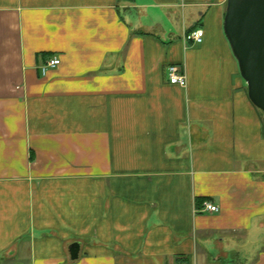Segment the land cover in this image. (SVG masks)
<instances>
[{
    "label": "crops",
    "instance_id": "0c3cea01",
    "mask_svg": "<svg viewBox=\"0 0 264 264\" xmlns=\"http://www.w3.org/2000/svg\"><path fill=\"white\" fill-rule=\"evenodd\" d=\"M226 4L0 0V264H264V116Z\"/></svg>",
    "mask_w": 264,
    "mask_h": 264
},
{
    "label": "water",
    "instance_id": "95a60500",
    "mask_svg": "<svg viewBox=\"0 0 264 264\" xmlns=\"http://www.w3.org/2000/svg\"><path fill=\"white\" fill-rule=\"evenodd\" d=\"M223 28L249 100L264 116V0H227Z\"/></svg>",
    "mask_w": 264,
    "mask_h": 264
},
{
    "label": "built area",
    "instance_id": "2783aa9c",
    "mask_svg": "<svg viewBox=\"0 0 264 264\" xmlns=\"http://www.w3.org/2000/svg\"><path fill=\"white\" fill-rule=\"evenodd\" d=\"M202 40L203 32L200 29L193 30L184 37L185 42L194 45L201 44ZM59 64L60 60L58 58H52L48 60L41 69L42 74L45 75L48 70L57 68ZM167 74L169 77L170 84L177 85L180 87H184L186 85L185 74L181 71L178 66H170L167 69ZM201 208L202 212L217 213L219 211V208L209 201L203 202Z\"/></svg>",
    "mask_w": 264,
    "mask_h": 264
},
{
    "label": "trees",
    "instance_id": "16d2710c",
    "mask_svg": "<svg viewBox=\"0 0 264 264\" xmlns=\"http://www.w3.org/2000/svg\"><path fill=\"white\" fill-rule=\"evenodd\" d=\"M201 204H202V202H201Z\"/></svg>",
    "mask_w": 264,
    "mask_h": 264
}]
</instances>
